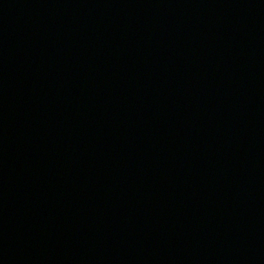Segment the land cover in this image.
I'll return each instance as SVG.
<instances>
[{"label": "water", "instance_id": "1", "mask_svg": "<svg viewBox=\"0 0 264 264\" xmlns=\"http://www.w3.org/2000/svg\"><path fill=\"white\" fill-rule=\"evenodd\" d=\"M0 264H264V0H0Z\"/></svg>", "mask_w": 264, "mask_h": 264}]
</instances>
